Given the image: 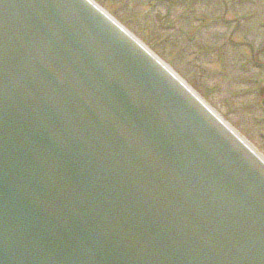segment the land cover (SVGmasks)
<instances>
[{"label": "water", "instance_id": "water-1", "mask_svg": "<svg viewBox=\"0 0 264 264\" xmlns=\"http://www.w3.org/2000/svg\"><path fill=\"white\" fill-rule=\"evenodd\" d=\"M0 264H264V166L90 1L0 0Z\"/></svg>", "mask_w": 264, "mask_h": 264}, {"label": "rangeland", "instance_id": "rangeland-1", "mask_svg": "<svg viewBox=\"0 0 264 264\" xmlns=\"http://www.w3.org/2000/svg\"><path fill=\"white\" fill-rule=\"evenodd\" d=\"M90 1L264 157V0Z\"/></svg>", "mask_w": 264, "mask_h": 264}, {"label": "bare ground", "instance_id": "bare-ground-1", "mask_svg": "<svg viewBox=\"0 0 264 264\" xmlns=\"http://www.w3.org/2000/svg\"><path fill=\"white\" fill-rule=\"evenodd\" d=\"M132 36V35H131ZM132 38H133V36H132ZM214 112V111H213ZM237 134V133H236ZM238 135V134H237ZM249 146V145H248ZM250 147V146H249ZM253 151H254V153L257 155V157L264 163V157L261 155V154H259L256 150H254V148H252V147H250Z\"/></svg>", "mask_w": 264, "mask_h": 264}]
</instances>
